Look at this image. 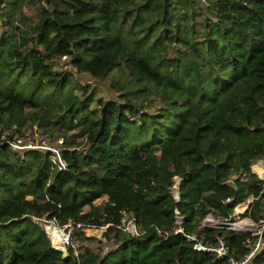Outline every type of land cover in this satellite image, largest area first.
Instances as JSON below:
<instances>
[{"label": "trees", "instance_id": "1", "mask_svg": "<svg viewBox=\"0 0 264 264\" xmlns=\"http://www.w3.org/2000/svg\"><path fill=\"white\" fill-rule=\"evenodd\" d=\"M27 121L79 132L61 137L65 169L47 150L10 148L11 126ZM258 160L264 0H0V264H226L186 235L222 239L234 257L249 250V232L199 224L231 219L249 197L242 216L264 220ZM125 212L143 234L115 227ZM42 217L110 223L112 245L63 257L33 221Z\"/></svg>", "mask_w": 264, "mask_h": 264}, {"label": "built area", "instance_id": "2", "mask_svg": "<svg viewBox=\"0 0 264 264\" xmlns=\"http://www.w3.org/2000/svg\"><path fill=\"white\" fill-rule=\"evenodd\" d=\"M62 138L57 139V144H48L45 141H41L40 143L37 144H27L24 143L21 138L14 137L8 141V144L11 149L17 150V149H41V150H47L49 151L50 154V160L53 162V164L60 170L65 169V161L62 158V152H61V145H62ZM178 178L175 177V182L171 187V191L173 194V197L175 200L179 199V194H178ZM226 201H230L229 198H226ZM241 204L237 205L234 207V209H238V207ZM175 226L172 230L173 233H182L183 232V227L182 223L184 221V217L178 213V211H175ZM231 218V217H230ZM250 219V218H249ZM262 223L261 225V232L259 237L255 238L252 240V234L249 239L246 240L247 245L249 246V250L242 256L240 257H234L228 250L227 246L225 245L224 241L222 239H219L218 243L216 244H210V243H204L201 239H199L195 234H188L186 235L187 239L191 243L192 249L195 251H204V252H209L213 256L217 258H226V264H254L253 259L255 255H257L260 251L264 250V239H263V234H264V220L260 221ZM111 225L110 223H106L104 225H101L99 227H94L93 225L90 224H85V223H73V222H68L63 226V230L68 229L69 227H75V229L81 228V229H94V228H99L102 229L103 231L106 230V228ZM116 228L120 229L123 233H130L131 235H139L143 234L144 231L139 230V228L136 225L135 217L132 214L124 213L123 218L121 220V223L119 225H115ZM205 227H216V228H225L229 229L238 233L242 232H248L249 228V223L245 221H233L231 219H225L221 220L217 217H214L210 214L206 215L201 223L199 224V228H205ZM62 232V242L61 246H56L53 244V246L57 249L60 250H67V248H71L73 251V254L75 257L79 258L80 257V252L78 253L77 248L74 245L73 242V235L71 232ZM158 233L160 231L158 230ZM262 238V239H261ZM53 242V241H52ZM105 243V242H104ZM107 243V242H106ZM102 244L101 249L102 252H106L108 250L109 245L108 244Z\"/></svg>", "mask_w": 264, "mask_h": 264}, {"label": "rangeland", "instance_id": "3", "mask_svg": "<svg viewBox=\"0 0 264 264\" xmlns=\"http://www.w3.org/2000/svg\"><path fill=\"white\" fill-rule=\"evenodd\" d=\"M76 78L78 79L79 83L82 85L87 84V83L98 85L99 88L102 90L103 97L105 98L110 97V92H108L107 89L105 90L106 87L103 83L96 82L91 77H88V76L80 77V78L76 76ZM11 128L13 129V136L17 138H21L23 142L27 144H37V143H40L41 141H45L48 144L56 145L57 139L60 137H62L64 141L72 140V139H76V141H82V137L79 135V132L76 129L66 130L65 127L59 124L51 125L47 129H45V128L39 127L37 124H33L30 121H27V123L21 126V128L18 131L14 130V125H12ZM12 129H10L11 132H12ZM6 133H10L9 129L5 132V134ZM23 150H27V149H17L16 151H23ZM262 161L263 160H258L251 165L252 171L255 172L259 178H262L264 176V173L260 175L256 171V165L259 163L263 164ZM105 201H106V197L99 198L94 201V204L102 205ZM252 201H253V198L249 197L245 202H243L238 207V209H234L231 214V218H232V222L233 221H245L249 223L248 232L250 233V235L252 234V237H253L252 240H254L255 238L259 237L260 232H261L260 230L263 225H261L262 223H260V221L259 222L252 221L248 217L242 216V213L244 212L246 208L250 206L249 204H251ZM84 209L86 210L87 207H85ZM33 221L34 222L36 221V223L40 225V227L44 230L47 237L49 238L51 246L54 247L51 237L49 235L48 228L51 227V225H53L57 227V229H59L61 232H63L64 231L63 227L57 225L53 220L46 219V217L33 218ZM64 232L65 233L71 232V234L73 235L72 236L73 242H74L75 247L78 250V253L79 252L82 253L84 247H89L92 251L99 253L101 252L102 244L106 243V240L103 237L104 231L99 228L88 230V229H81V228L75 229V227H69L68 229H65ZM77 232H80L82 234L79 235L77 234ZM106 244H108L109 247H111L112 245L111 241H107Z\"/></svg>", "mask_w": 264, "mask_h": 264}, {"label": "bare ground", "instance_id": "4", "mask_svg": "<svg viewBox=\"0 0 264 264\" xmlns=\"http://www.w3.org/2000/svg\"><path fill=\"white\" fill-rule=\"evenodd\" d=\"M261 164V163H259ZM49 231V235L51 237V240L53 241V244L56 246H61V242H62V232L57 229V227L51 225V227L48 228Z\"/></svg>", "mask_w": 264, "mask_h": 264}, {"label": "water", "instance_id": "5", "mask_svg": "<svg viewBox=\"0 0 264 264\" xmlns=\"http://www.w3.org/2000/svg\"><path fill=\"white\" fill-rule=\"evenodd\" d=\"M262 163L264 164V161H262ZM36 222V221H35ZM62 252H63V257H65V256H67L68 255V252H67V250H62Z\"/></svg>", "mask_w": 264, "mask_h": 264}, {"label": "clouds", "instance_id": "6", "mask_svg": "<svg viewBox=\"0 0 264 264\" xmlns=\"http://www.w3.org/2000/svg\"><path fill=\"white\" fill-rule=\"evenodd\" d=\"M241 204H242V203H241ZM238 205H239V204H238ZM245 210H246V209H245ZM245 210H244V211H245ZM56 249H57V248H56ZM59 250H60V249H59ZM61 251H62V250H61Z\"/></svg>", "mask_w": 264, "mask_h": 264}, {"label": "crops", "instance_id": "7", "mask_svg": "<svg viewBox=\"0 0 264 264\" xmlns=\"http://www.w3.org/2000/svg\"><path fill=\"white\" fill-rule=\"evenodd\" d=\"M263 165V164H262ZM264 167V166H263Z\"/></svg>", "mask_w": 264, "mask_h": 264}]
</instances>
